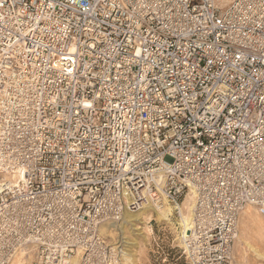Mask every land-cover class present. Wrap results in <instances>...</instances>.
I'll return each instance as SVG.
<instances>
[{"label":"built area","instance_id":"obj_1","mask_svg":"<svg viewBox=\"0 0 264 264\" xmlns=\"http://www.w3.org/2000/svg\"><path fill=\"white\" fill-rule=\"evenodd\" d=\"M189 194L184 263L227 264L264 215V0H0V264H123L101 224Z\"/></svg>","mask_w":264,"mask_h":264},{"label":"rangeland","instance_id":"obj_2","mask_svg":"<svg viewBox=\"0 0 264 264\" xmlns=\"http://www.w3.org/2000/svg\"><path fill=\"white\" fill-rule=\"evenodd\" d=\"M226 1L228 0H216V3L221 5ZM178 211L173 209L174 217H171V222L157 219L155 213L151 211L149 216L153 219L150 222L144 220L145 222L136 223V226L141 227L139 231L145 235V239L137 236L136 246H132L133 255L129 264H185L181 256L182 229L178 225ZM237 229L227 264H264V215L253 207L245 208L240 213ZM116 230L118 234L114 236L104 232L103 234L109 243L116 245L114 244L116 240L122 247V236H129V233L126 228L123 234L119 229ZM18 261L30 264V258L27 257L16 258L13 262ZM122 262L124 264L123 260Z\"/></svg>","mask_w":264,"mask_h":264},{"label":"bare ground","instance_id":"obj_3","mask_svg":"<svg viewBox=\"0 0 264 264\" xmlns=\"http://www.w3.org/2000/svg\"><path fill=\"white\" fill-rule=\"evenodd\" d=\"M184 200L185 202L182 203L183 205L179 204L176 207H173L171 204H168L167 202H165L161 206L159 205L154 206L149 202H145L143 205H141V207H138L139 209H131L130 207H127L123 211V215L120 221H112L101 224V232L102 233L104 232L110 236H114L115 234H118L116 229H119L120 233L123 234L125 233L124 230L126 228V230L129 233V236H125V235L122 236L123 239L121 240L122 242L121 256H122V260L124 261V264H129L131 263L132 260L131 256L133 255L132 246L133 245L136 246L138 239L137 236L140 235L142 238L145 239V235L141 231H139L141 227L136 226V223L145 222L144 220L150 222L153 219L149 216L151 211L155 213L157 219L170 221L171 217L173 216V209L175 208L178 209L179 210L178 225L182 229L181 234L184 233V231L188 228V224L191 218L192 195L190 194L187 195ZM148 231H150V229H148ZM117 242L118 241L115 240L114 244L117 245ZM19 257L24 258L23 254H20L18 256L15 255V257H13V259L11 260V263L15 264L17 261L15 263L13 261ZM16 264H24V263L22 261H18V263Z\"/></svg>","mask_w":264,"mask_h":264}]
</instances>
